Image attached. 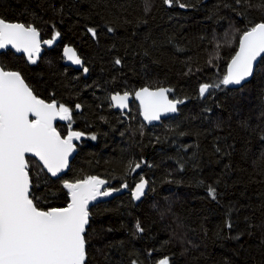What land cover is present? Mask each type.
<instances>
[{
	"label": "trees",
	"instance_id": "16d2710c",
	"mask_svg": "<svg viewBox=\"0 0 264 264\" xmlns=\"http://www.w3.org/2000/svg\"><path fill=\"white\" fill-rule=\"evenodd\" d=\"M0 18L59 39L36 63L8 51L0 65L71 110L57 126L63 137L83 133L57 180L28 159L38 207H65L64 181L89 176L126 190L91 209L85 264H264V58L242 89L199 93L223 79L242 34L264 22V0H0ZM67 45L88 78L63 65ZM145 87L170 89L178 114L148 128L136 103L130 114L114 111L112 95ZM141 178L150 189L137 200Z\"/></svg>",
	"mask_w": 264,
	"mask_h": 264
},
{
	"label": "snow or ice",
	"instance_id": "6c2138e0",
	"mask_svg": "<svg viewBox=\"0 0 264 264\" xmlns=\"http://www.w3.org/2000/svg\"><path fill=\"white\" fill-rule=\"evenodd\" d=\"M165 2L171 6L173 0ZM180 7L185 5L180 4ZM89 31L95 36L94 30ZM59 35V32L55 33V37ZM53 42V39L43 41L48 45ZM40 43V33L35 27L0 18V49L11 46L17 52L27 53L28 59L36 63ZM238 48L227 74L217 84H202L199 88L201 96L213 87L239 85L252 75L254 62L264 55V22L246 30ZM65 54L74 63H82L73 49H65ZM168 91L170 89L165 88L150 91L145 87L135 93L146 120H158L161 113L178 110L177 105L182 101L169 100ZM111 99L117 102V107L127 108L129 93L116 94ZM30 116L34 119H29ZM57 118L70 121L71 110L63 104L58 107L55 102L46 103L33 94L19 72L0 67V264H85L89 203L98 196H109L112 191L119 190L101 192L106 181L96 176L64 181L70 202L65 207L48 210L38 207L37 198L30 195L32 180L26 154L38 157L52 176H58L67 169L68 157L75 151L73 141L83 135L79 131H70L62 138L54 127ZM139 167V163L134 165V168ZM146 185L143 178L135 185V199L144 195ZM123 186L127 187V184ZM209 191L215 198V189ZM137 229L143 231L139 224ZM159 264H169V261L162 259Z\"/></svg>",
	"mask_w": 264,
	"mask_h": 264
},
{
	"label": "water",
	"instance_id": "95a60500",
	"mask_svg": "<svg viewBox=\"0 0 264 264\" xmlns=\"http://www.w3.org/2000/svg\"><path fill=\"white\" fill-rule=\"evenodd\" d=\"M39 32V31H38ZM40 33V32H39ZM43 39H42V36H41V33H40V53H39V56L38 57H36V59H40L43 55H44V52H45V50H47V49H51V48H53L54 46H55V44L56 43H58V41H59V39H55L54 40V42L51 44V45H48V44H45V43H43ZM67 48H71V49H73L74 50V52H75V55L77 56V57H79V59L82 61V63L81 64H76V63H74L73 62V60H71V59H69V57H68V55H66L65 54V49H67ZM238 50H239V48H238ZM8 51H11V52H13L14 54H16V55H18V56H24L26 59H28V56H27V53H24V52H17L14 48H12L11 46H9L8 48H6V49H0V54H3V53H6V52H8ZM62 57H63V65L65 66V67H68V68H72V69H74L75 71H81L82 73H83V75H84V77L85 78H88L89 77V69L87 68V67H85V61L79 56V53L77 52V50L73 47V46H69V45H67V46H65L64 47V49H63V52H62ZM264 58V55H262L261 57H258L257 58V60H256V62H254V65H253V73H252V75L250 76V77H248L246 80H244V81H242L241 82V84H239V85H227L226 87L227 88H229V89H231V90H239V89H242L245 85H247L252 79H253V77H254V75H255V73H256V70H257V68H258V66H259V64H260V62H261V60ZM29 60V59H28ZM0 67H2L1 65H0ZM3 68V67H2ZM87 69V71L85 72L84 71V69ZM7 71V70H6ZM23 78V77H22ZM25 81V80H24ZM25 83L27 84V82L25 81ZM28 85V84H27ZM29 86V85H28ZM166 89V88H165ZM32 90V89H31ZM150 91H156V90H158V89H156V90H153V89H149ZM140 91V90H139ZM138 92V91H137ZM33 94L35 95V93L33 92ZM207 93H205L204 95H206ZM120 95H123V94H120ZM166 95H167V97H168V99L169 100H172L171 98H170V91H168L167 93H166ZM112 96H114V95H112ZM46 102V101H45ZM46 103H48V102H46ZM116 101H113L112 99H111V104H112V106H113V109H114V111H117V112H121V113H123V114H130L131 113V109H132V105H133V103H136L137 105H138V107H139V109H140V118H141V121H142V123L146 126V127H148V128H153V127H157V126H162L163 125V122L164 121H166V120H168V119H171V118H173V117H175L177 114H178V112H179V108H180V104H178L177 105V111L176 112H169V113H161L160 114V118L158 119V120H153V121H151V122H149L148 120H146L145 118H144V115H143V109H142V107L140 106V101L139 100H137L136 98H135V94L134 95H129V100H128V107L127 108H120V107H117L116 106ZM58 106V105H57ZM59 107V106H58ZM78 111H80V107H78ZM29 119H34V117H32V116H30L29 117ZM67 123V120H60L59 118H57L55 121H54V127H56V129H57V126L59 125V124H61V125H64V124H66ZM57 131H58V129H57ZM59 132V131H58ZM60 133V132H59ZM61 134V133H60ZM61 137L62 138H64L62 135H61ZM73 143H74V145H75V151H73L72 153H71V155L68 157V167H67V169H65L63 172H61L58 176H52L51 175V173H49L48 171H47V169L46 168H44L43 167V165H42V162H39V160H38V157H34V156H32V154H26V159H29V158H32V159H34V160H36L40 165H41V167L44 169V171L52 178V179H54V180H57V179H59V178H61L62 176H64L68 171H69V169H70V166H71V163L73 162V160L76 158V156H77V153H78V147H77V140H74L73 141ZM100 179V178H99ZM101 180H103V179H101ZM143 180H145V181H147V185H146V187H145V190H144V195L145 194H147L148 193V191H149V189H150V184H149V181L147 180V179H143ZM141 181H139L137 184H139ZM136 184V185H137ZM105 190H111V189H109L108 188V184L107 183H105L102 187H101V192H103V191H105ZM134 190H135V187H134V189H133V191H132V193L134 192ZM31 191H32V188H31V190H30V195H31ZM126 190L123 188V189H120V190H118V191H112V194L111 195H109V196H103V195H101V196H98L97 198H96V200H94V201H91L90 203H89V223H88V225H86V231H85V235H86V233H87V231H88V228H89V225H90V218H91V215H90V211H91V209L93 208V207H95L96 205H99V204H101V203H106V202H109V201H112L114 198H116V197H118V196H121L124 192H125ZM143 195V196H144ZM134 196V195H133ZM142 197V196H141ZM135 198V197H134ZM85 250H86V246H85Z\"/></svg>",
	"mask_w": 264,
	"mask_h": 264
},
{
	"label": "flooded vegetation",
	"instance_id": "af4514ba",
	"mask_svg": "<svg viewBox=\"0 0 264 264\" xmlns=\"http://www.w3.org/2000/svg\"><path fill=\"white\" fill-rule=\"evenodd\" d=\"M67 123H68V120H67Z\"/></svg>",
	"mask_w": 264,
	"mask_h": 264
},
{
	"label": "rangeland",
	"instance_id": "374dc122",
	"mask_svg": "<svg viewBox=\"0 0 264 264\" xmlns=\"http://www.w3.org/2000/svg\"><path fill=\"white\" fill-rule=\"evenodd\" d=\"M80 140V139H79ZM79 140H77V141H79Z\"/></svg>",
	"mask_w": 264,
	"mask_h": 264
}]
</instances>
